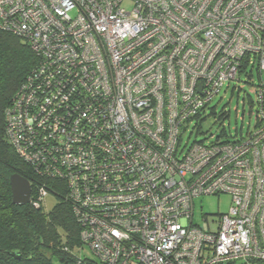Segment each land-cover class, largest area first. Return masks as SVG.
<instances>
[{
	"label": "built area",
	"instance_id": "obj_1",
	"mask_svg": "<svg viewBox=\"0 0 264 264\" xmlns=\"http://www.w3.org/2000/svg\"><path fill=\"white\" fill-rule=\"evenodd\" d=\"M0 28L36 56L7 131L65 182L95 256L74 264H264V89L244 136L182 144L246 56L264 71V0H0Z\"/></svg>",
	"mask_w": 264,
	"mask_h": 264
},
{
	"label": "trees",
	"instance_id": "obj_2",
	"mask_svg": "<svg viewBox=\"0 0 264 264\" xmlns=\"http://www.w3.org/2000/svg\"><path fill=\"white\" fill-rule=\"evenodd\" d=\"M36 63L29 45L12 32L0 28V264H74L77 260L93 261L82 253L79 233L81 223L67 198L65 182L41 176L16 151L7 131V112L12 99ZM256 71L260 79L258 58L246 56L238 71L247 82ZM264 89L262 82L255 91ZM256 124V123H255ZM18 173L31 186V200L14 204L10 176ZM43 184L58 202L44 211L34 204L36 185Z\"/></svg>",
	"mask_w": 264,
	"mask_h": 264
},
{
	"label": "rangeland",
	"instance_id": "obj_3",
	"mask_svg": "<svg viewBox=\"0 0 264 264\" xmlns=\"http://www.w3.org/2000/svg\"><path fill=\"white\" fill-rule=\"evenodd\" d=\"M260 73L262 74L263 71ZM246 79L237 75L235 80L222 86L200 119L188 125L182 136V144L194 140L212 141L217 137L221 140H235L255 126L257 110L255 84L261 80L256 71H253L248 82ZM193 201V218L198 224H203L204 217L211 220L218 214L226 213L231 206V197L226 193L198 196ZM57 202V197L49 192L44 196L42 208L44 211H49ZM82 253L95 257L86 245L83 246Z\"/></svg>",
	"mask_w": 264,
	"mask_h": 264
},
{
	"label": "water",
	"instance_id": "obj_4",
	"mask_svg": "<svg viewBox=\"0 0 264 264\" xmlns=\"http://www.w3.org/2000/svg\"><path fill=\"white\" fill-rule=\"evenodd\" d=\"M14 204H27L31 198L30 182L18 173H14L9 179Z\"/></svg>",
	"mask_w": 264,
	"mask_h": 264
},
{
	"label": "crops",
	"instance_id": "obj_5",
	"mask_svg": "<svg viewBox=\"0 0 264 264\" xmlns=\"http://www.w3.org/2000/svg\"><path fill=\"white\" fill-rule=\"evenodd\" d=\"M260 80H261L262 84L264 85V71L262 74L260 73Z\"/></svg>",
	"mask_w": 264,
	"mask_h": 264
}]
</instances>
